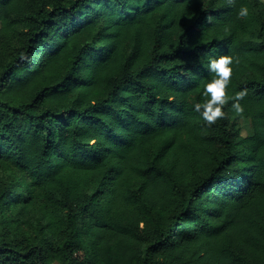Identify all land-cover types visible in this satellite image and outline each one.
<instances>
[{
  "label": "trees",
  "instance_id": "trees-1",
  "mask_svg": "<svg viewBox=\"0 0 264 264\" xmlns=\"http://www.w3.org/2000/svg\"><path fill=\"white\" fill-rule=\"evenodd\" d=\"M0 264H264V0H0Z\"/></svg>",
  "mask_w": 264,
  "mask_h": 264
},
{
  "label": "clouds",
  "instance_id": "clouds-1",
  "mask_svg": "<svg viewBox=\"0 0 264 264\" xmlns=\"http://www.w3.org/2000/svg\"><path fill=\"white\" fill-rule=\"evenodd\" d=\"M227 3L232 6L235 4V0H227ZM248 15V8L240 7L238 18H246ZM209 20H211V17H209ZM232 64L233 57L229 55L208 58V70L213 76L203 85L202 102L195 103L193 106L194 111L200 114L208 126L226 118L224 107L230 102L231 110L237 116H243L244 108L240 101L247 96V89L237 91L233 96H229L227 91L233 75Z\"/></svg>",
  "mask_w": 264,
  "mask_h": 264
},
{
  "label": "rangeland",
  "instance_id": "rangeland-1",
  "mask_svg": "<svg viewBox=\"0 0 264 264\" xmlns=\"http://www.w3.org/2000/svg\"><path fill=\"white\" fill-rule=\"evenodd\" d=\"M263 1V0H261ZM251 128H250V121L249 120H243L241 122V134L243 136H246L250 133Z\"/></svg>",
  "mask_w": 264,
  "mask_h": 264
}]
</instances>
